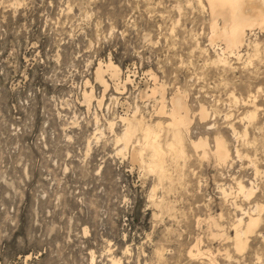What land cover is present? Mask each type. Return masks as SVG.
Returning a JSON list of instances; mask_svg holds the SVG:
<instances>
[{
	"label": "rangeland",
	"instance_id": "374dc122",
	"mask_svg": "<svg viewBox=\"0 0 264 264\" xmlns=\"http://www.w3.org/2000/svg\"><path fill=\"white\" fill-rule=\"evenodd\" d=\"M17 1L0 0V264H113L112 257L120 259L116 264H205L188 256L197 237L216 254V264H264V218L242 253L213 238L208 224L214 217L233 235L230 224L240 211L232 198L250 206L242 196L225 200L221 186L234 185L233 178L254 182L264 203V175L255 176L234 153L235 147L248 152L264 169V65L207 64L193 35L200 32L206 44L207 14L193 0ZM255 35L264 41V33L256 30L252 40ZM109 59L121 70L119 81H129L118 91L106 75L109 87L98 105L103 87L95 69ZM148 69L166 83V96L179 86L194 112L199 103L207 107L208 119L194 117L190 135L207 134L213 146V135L222 133L232 160L220 166L187 145L177 164L167 159L171 177L159 184L154 173L117 156L110 133L92 138L95 114L103 124L115 118L116 131L119 116L136 104L147 119H158L154 99L141 95L152 87ZM91 85L95 99L87 108L82 93ZM257 87L260 108L248 146L235 140L229 124L242 130L239 118L250 107L227 96L234 91L245 98Z\"/></svg>",
	"mask_w": 264,
	"mask_h": 264
},
{
	"label": "bare ground",
	"instance_id": "6f19581e",
	"mask_svg": "<svg viewBox=\"0 0 264 264\" xmlns=\"http://www.w3.org/2000/svg\"><path fill=\"white\" fill-rule=\"evenodd\" d=\"M188 2L192 3L191 0ZM193 2L201 13L207 14L206 44L201 45L200 32L193 34L195 47L202 56L203 54L206 56L207 64L221 67L223 70H236L237 66H234L233 59L242 64V67L253 66L254 61L264 65V41L258 39L256 35L253 40L250 37L255 34L256 30L264 33V0H193ZM13 4H19V1L13 0ZM210 49L214 55L209 54ZM253 71L256 74L259 73L257 68ZM120 74L119 66L114 64L111 59L105 63L99 62L95 69V79L103 87V94L100 99L97 98L98 105L102 104L105 92L109 87L106 75H109L118 91L124 88L126 81H129V78L124 83L119 81ZM145 74L152 80V87L150 86L144 93L141 92V95L154 99L155 105L152 114H155L158 119H147L136 104L131 113L119 116L122 128L116 131L117 121L115 118L105 119L103 124L95 114V129L92 138L96 142L106 138L107 131L112 136L117 156L127 157L131 163H138L144 169L154 173L158 177L159 184L164 178L171 177V172H169L171 168L168 166L167 159L177 164L180 158L185 157L187 145L199 158L204 159L212 156L220 166L232 160L229 142L222 133L216 132L213 135V146L207 134L198 135L195 138L190 135L194 117H198L200 122H205L208 119L209 112L203 103H199L197 111L194 112L190 107L188 92L185 89L176 86L170 97L166 96V83L152 69L146 70ZM89 85L90 82L85 81V86ZM261 90V87H257L256 91H249L247 96L241 97V99L234 91H230L227 96L234 105L241 101L243 105L250 107L239 118L244 123L242 130H238L233 123L229 124L235 140H242L243 144L248 146H252L254 143L253 140L248 139V128L253 124L260 108L257 101L258 93ZM82 97L83 104L89 108L95 99L92 85L90 90H83ZM116 97L114 98L117 99ZM231 116L232 114H225L226 119H230ZM257 129L259 128L257 127ZM165 131H167L168 137L163 141L162 135ZM90 146L91 143L88 141L87 151L90 150ZM234 153L239 159L246 158L249 161L255 176L264 175V169L257 165L256 159L248 152H243L235 147ZM233 180L234 185L228 188L221 186L225 200L228 201L229 197L242 196L250 206L245 208L235 198H232V207L236 211H240V214L234 215L230 224V228L234 232L233 235L228 234L220 221L214 217L209 216L208 224L213 238L218 237L230 241L234 251L242 253L247 247L249 238L259 232L264 218V203L256 199L257 185L255 186L254 182L249 181L246 184L241 178H233ZM233 194L234 196H232ZM150 198L151 200L155 198V187L151 189ZM153 203L160 206L162 199L157 202L153 201ZM219 217L222 218L223 214L221 213ZM197 221L199 222L201 219L198 218ZM201 243V238L197 237L195 242L189 246L188 256L192 259L199 258L205 264H216V254L210 248H203ZM162 250L155 251L159 261L163 259ZM226 256L231 257L227 249L225 250ZM111 261L116 264L120 262V259L112 257Z\"/></svg>",
	"mask_w": 264,
	"mask_h": 264
}]
</instances>
